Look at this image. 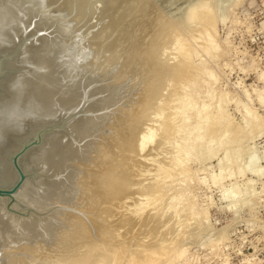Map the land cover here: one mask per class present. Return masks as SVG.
<instances>
[{"label":"bare ground","instance_id":"6f19581e","mask_svg":"<svg viewBox=\"0 0 264 264\" xmlns=\"http://www.w3.org/2000/svg\"><path fill=\"white\" fill-rule=\"evenodd\" d=\"M51 1L54 2L56 0H0V53L4 54V56H8L9 63L10 64L12 63L11 66H12V73H13L10 75V79L6 82V89L8 93H10L8 100L5 101L4 105L0 106V148L12 141V137H11L12 135L24 134L27 131L28 132L30 131L31 132L30 136L31 135L36 136L37 134H40V133L43 134V132L45 133L46 131L44 128L46 127L52 126L53 128V130L52 128L50 130L51 133L44 137L38 149L30 153L29 157L32 159L30 158L29 159L31 160L30 162L35 163L33 164L35 165L33 166L35 169L27 170V172L31 174L29 175L30 179L24 180V182L20 185L19 190L14 195V199H15L14 204L11 205V207L7 208L6 204L8 201L0 199V264H178V263L181 264L182 262L183 264H185L187 261L185 262L184 260V256H185L184 248L188 245L186 246L184 245L185 247L178 245V242L176 241L177 239L175 241L166 242V240H164L165 238L162 237L161 240L157 239L155 240V242L152 241L154 243L150 245H147V244L144 245L145 246L144 249H142L143 246L142 248H140L141 250L139 249V247H141L139 243L137 245V248L139 250H137V248H134L136 250L130 248L129 249L130 251L131 249L134 251L133 252L124 251L123 249L126 248V246H128V244L126 245L127 241H125L124 239L123 240L126 243L124 241L122 242L120 241V243L119 241H117V244H116V241L114 244H112L111 242L113 240H111V242H108L107 239L109 237L106 239L105 238L106 236H103V235L102 236L95 235L93 239H91L93 237L91 235L92 236L91 238L86 239L88 235L90 234V233L88 234V232L91 231V228L94 229V231L96 232V230L99 229L100 231L102 227L106 226L104 224L105 226L103 225L100 227V225L102 224L97 223L98 221L97 222L95 221L97 216L95 219H93L94 225L88 228V226L87 227L84 226V221H85V218H83L84 216L82 215L80 216L79 214H78L79 216L73 215L74 212L73 214H71L72 212L70 213L69 210L70 208H73L74 206L75 197L79 193L80 189H82L83 187L82 186L83 184H81L80 176L81 174L84 175L83 169L87 167L86 163H89V164L97 163L96 161L98 160L97 158L104 156L102 154H105V152L108 151L106 147L109 148L111 144L113 146V143H111L109 146L105 145L106 147L104 148L106 149V151L103 152V150L101 149L103 142L101 141L104 139V137L106 138L105 135L103 136L104 134L103 131L106 132V130L108 129V126L114 120L115 122L119 120V117H115V116H116L117 110L121 106L119 103H121L120 101L122 98H119V97L121 96L120 87L122 85L119 87V85L115 84L118 81L117 79H116L117 81L115 80V83L107 82L109 81V79H104V78L107 77V75H109V72L107 73L103 72L101 76H97L98 78H95V79H93V77H88V78L85 77V75L87 74L86 70L80 64L82 62L81 60L87 58V55L85 54L81 55L80 53H78L79 51L78 45H80L81 42L79 44L77 35H74L75 34V32L73 31L74 22L73 23L70 22L71 23L70 24L69 21H67V23H65L66 20L64 21L63 19H66V18H63L64 16L62 17V14H60L57 11H54V12L48 11V7L51 6L50 5ZM185 1L188 2V0H185ZM190 3L188 2L189 5L188 7H186L187 9H184L185 6L182 4L184 8L183 6L181 8H183L185 11H182L183 9L181 10L182 14H181V17H179L181 18V22L179 23L177 19V16L180 15L178 13L177 16L175 15L177 19V21L175 22H178L179 24H177V26L167 27L168 30H165L167 31L165 32L166 33L165 37L162 38L164 39L163 40L164 42L162 41L163 43H161L159 48L156 47L155 51L156 52L158 51L157 52L158 54L156 53L158 56L155 55L154 58L156 59L158 57L157 58L158 60L154 61L156 65L154 68V72H152L151 74L154 73L152 77L155 76L154 77V79L156 78L155 82L159 80L160 83L156 84V86L158 85L156 88L152 87L153 86L152 82L154 83V80H152L153 78H151L150 75H148L147 78L150 77L151 80L147 85H151L153 89H150V86L148 87V89L150 90L149 91L147 90L148 93L141 97L142 98L141 103H139L140 97L135 98L137 100L139 99L138 104H140L138 106V104L136 105V103H134V109L136 111L135 114L136 116L137 115L142 116L141 118H139L140 116L138 118L143 124L145 122H147L148 124L147 123L144 124L146 125L144 129H142L139 126V128H141L142 130H140L139 128H135V130L138 129L137 130L138 133H134L135 130L133 129L134 131L131 133L136 134V135L133 134L135 136V137L132 136L133 138L129 137L131 133L130 135L128 133H123V134L128 135L129 140L128 141L126 140L125 146L123 145L124 144L123 142L125 140L122 141L121 145L124 146L123 149H125L126 152L127 150L129 153L133 152V156H134V153L135 155H137V153H144L146 148L149 147V145H152L151 143L154 141L153 133L156 134V136L158 134V137H157L158 142L156 143H158V146H160V148L162 146L161 145L162 143H164L165 145L168 142H170L171 139L173 140L177 139L176 138L177 136H175L176 133L178 132L180 133V131L183 129L182 127L186 126V123H188L186 122V120L189 116L188 117L184 116V114L186 113V110L187 109L192 110L194 106L190 108L191 107L190 104L195 105L194 101H190L188 96L184 93V89L190 85H197L201 79L199 76L202 73H206L203 67H200V66L196 67L193 60L197 56L198 57L201 56V54H203V56L206 54H210L214 50V47L217 52V49L215 46L216 44L214 43L216 41L215 40V37H216L215 27L218 22V17L216 14V9L213 4L214 2H212V0H195V2L193 3V1L191 2L190 0ZM185 5H187V3ZM134 12L135 10L133 9V13ZM138 13H136V15ZM131 16H133V14ZM162 32H164V29L163 31H161V33ZM72 33L74 37L69 38V35H71ZM158 38L160 39V37ZM197 44H198L197 46L198 48L195 47V45ZM82 49H84V47ZM170 60L171 61L174 60V62L172 61L171 63L173 64L170 66H167L169 64L168 61ZM166 66L168 67V70H166L167 68H164ZM162 69L163 70L165 69V70L163 71ZM8 72H10V70H8ZM209 73H212V72H209ZM144 74L146 75V73ZM209 77L211 76L209 75ZM213 78L214 76H212V80L216 81ZM102 79L105 80L104 84H101ZM259 79L261 81H264V75L261 74ZM142 81H143L142 83H144V80ZM130 84L131 83H129V85ZM143 85L145 86V84ZM142 86L140 88H142ZM131 90L132 89H130V91ZM210 91L211 90H209V92ZM224 95L226 96V94ZM207 96H209V99H210L211 96L209 93ZM258 96H259V93L257 94L255 98H257ZM126 97L128 98V96ZM224 97L223 96L219 97L220 100L218 99L219 100L218 105L213 107L212 109L208 105H206L210 108V110L207 111V113L204 115L203 118H202L203 108L202 110L198 109L199 111H197L196 110L197 106L195 105L196 106V109H195L196 116L195 117H198V120L197 121L195 120L196 123H194L193 125L194 127H192V130L190 131V133L188 132L189 133L188 135H186L184 138L182 137L183 138L182 141L179 140L181 143H178L179 145L177 144L178 147H176L175 145L176 143L173 141L174 150H175L173 151L175 154L172 156L170 155L171 158L167 156L169 158L168 160L162 159L163 162H156V164L154 165L155 168L153 169L154 174L152 173L153 179L151 183L149 182V184L143 185L148 179L145 182L143 181V183H142V180L141 182L138 180H134L138 177L141 178L142 175L145 176L144 173H146V172L141 173V171L138 172L139 170L137 171V169L136 171L139 174L137 172H133L132 169L127 171L130 174L131 172H133L131 176L129 173L121 175L120 172H119L120 175L115 174V176H113L112 173L117 172L116 170L113 171L114 169L113 170L111 169L114 167V165L111 168H109L108 171H105L106 173L102 171L104 168L100 169L101 171L97 169L101 174L103 172L102 176L106 180L105 179L104 180L102 179V180L107 181L106 184L103 183L104 184L103 194L99 186L102 197L104 198L105 195H108V197L110 196L116 199V204L114 207L115 209L113 208L111 209L110 207L109 208L111 209L110 211L112 213L113 211L114 213L119 211L120 214L118 213L119 216L117 219L118 220L121 219L120 222L122 221L123 223L125 221H133L134 219H139V218L141 220V216L144 212L146 213L148 211L152 212L154 209L158 210L157 206L159 205L162 208H164V202L166 201V198H167V197L164 198L165 192L163 194V190L165 189L166 180L170 178L175 179L176 178L175 175L181 176V175H185L189 173L188 168L186 166L184 167V165L186 164L187 161L195 158L199 153L200 155L202 154L201 150L204 147L205 139L215 140L216 136L214 135L215 134L217 135L218 133H222L221 137H223V139L219 145L220 148L222 149L223 147L226 146V144L228 145L227 142L229 141L228 139L231 135L236 134L237 136H240L243 133V128L239 127L238 124L236 125L233 124L234 122L232 123V120L228 118L229 116H227V113L225 115V110L222 108L223 104L225 103V100L222 99ZM214 98H215V95H214ZM133 99L134 98H132V100ZM258 100L261 105L264 104V97L260 96ZM128 104H130V102ZM131 104L132 105L130 106L128 105L127 108L131 106L133 107V103ZM178 107H180V109H177ZM208 107H205V108H208ZM205 108H204V112L207 110V109L205 110ZM247 108L245 109V114H243L244 115L243 120L246 121L245 124L248 125V122L246 119L250 111H248ZM176 109L177 111L180 110L179 112L181 114V116H179L180 119L178 121H175L177 117L176 118L174 117L176 115L174 112L176 111ZM126 111L125 113H127ZM133 112L131 111V113ZM250 113L252 114V112ZM135 114L133 113V115ZM178 115L179 114H177L176 116ZM124 117L126 118V116ZM252 117H255V116H252ZM131 118H133V116ZM201 118L203 122L201 121V124H200L199 119ZM190 119H193V118L190 117ZM248 119L250 118L248 117ZM122 120H124L123 117H122ZM248 121L252 122L253 120H248ZM256 121L258 122L259 118ZM252 123L254 124L255 121ZM252 123H250V126ZM254 125L256 126V128L259 127L261 129L260 127L262 126L261 123L259 124L260 126L256 123ZM128 126L130 127V125ZM154 126H155V129H154ZM255 126L253 127L255 128ZM156 127L158 130V133L153 132L154 130H156ZM188 128H190V126ZM119 131H117V133L120 137L123 134L121 133L120 135ZM183 131L185 132V129ZM179 133L177 135L183 134V133H180V134ZM174 136H175V139H174ZM122 138H120V140H122ZM107 139L108 138H106V140ZM106 142L107 144L110 143L109 139ZM115 142L117 145L119 144V142L118 143L117 141ZM109 150L113 152L111 149ZM165 150H166V147H165ZM206 150L208 152V155L211 154L210 152L211 149L208 148ZM237 152H238V148L236 149V153L234 154V156L232 155L231 157L232 158L230 161L231 163L235 161ZM116 154L118 153L116 152ZM131 155L128 156L130 159L132 158ZM34 157L36 159L33 160ZM134 157L136 158V156ZM135 158H132V159L135 160ZM200 158H199V161H200ZM106 159H104L105 161L103 160L102 161L109 164V161ZM130 159H129V162H130ZM143 159L144 161L146 160L145 163H148V162L150 163L151 161H156L158 157L156 159L154 158L153 159L143 158ZM99 160L101 161V158ZM254 162H255V157L252 158L251 156L248 161V164L246 165H251ZM105 164L103 165L105 166V170H107ZM88 166H91V165H88ZM97 167L99 168V165ZM118 167L121 168L122 164L118 165ZM247 167H251V166H247ZM92 168L93 167H91V169ZM116 169L118 170L117 167ZM249 169L247 168V170ZM88 170L89 172H91L90 168ZM95 170L96 169H94V171L92 170V172L95 173ZM256 170L255 172H253V170L250 171L252 172L251 174L254 175L256 173L255 175L257 176V173L259 170L257 171ZM142 171H148V170L144 169ZM243 172L244 171H242L241 173ZM148 173H151V172H147L146 178H148L149 176ZM85 174H87V172H85ZM90 174L93 175L92 173ZM90 174L88 176L90 177L89 179L91 178L95 179L96 177L99 179V177H101L100 175L99 177L97 175L94 178V177H91ZM133 175H134L133 177L134 179L132 178ZM229 175L230 174H228L227 176ZM241 175H244V173ZM5 178H8V174H6ZM214 178L212 179L215 182H216V179L219 180L218 177L215 179ZM228 178H230V176ZM186 179H187V176L184 180ZM87 180L88 178L86 177L85 182L82 181V183L84 182L85 187L89 186L86 183ZM92 180H89L88 182H91ZM102 180L100 179V181ZM95 181L96 180H94L93 182ZM96 183H98V180ZM181 183H184V182H181ZM85 187L83 189H85L86 191ZM97 188L96 189L92 188L93 190L91 189L88 192L89 195L91 194L89 197L95 196V195L92 196V193L94 191V194H95V190L96 192H98ZM100 191L98 193H100ZM85 194L86 193H84V195ZM101 194H97L100 196L98 198L96 195L95 198L96 199L98 198L100 199V201H102L101 200L102 198H100ZM135 194H136V198L138 195V199L136 198L134 199ZM230 194L231 193L223 195L224 199L222 198V201L223 200L228 201L229 199V201L231 200V202H233L232 204L236 203L234 198L237 195V193H234L233 196H231ZM105 198H107V196ZM163 198L165 200H163ZM144 199H145V202H144ZM181 199H183L182 194L171 197L172 201H176L175 203H177V207H178V201H180ZM93 200L95 199H91V202L95 203ZM91 202L90 204H92ZM161 203L163 205H161ZM86 204H83V205H86ZM171 204L173 205V203H170V202L167 203L168 205L167 207L169 208ZM227 204H229V202ZM53 205H61L63 206V209L57 208L58 206L52 207ZM191 205L192 204L187 205V206L185 205L184 207L180 209L182 214L184 213L183 215H185V213L189 214L191 210ZM82 206L80 208H82ZM149 206L150 208H148ZM76 207L78 206L76 205ZM83 207L85 208V206ZM177 207H175V205L173 207L172 206L170 207L171 214L172 212L173 214H176V215L177 213H179L180 210L179 211L176 210ZM179 207H180V203H179ZM91 208L93 209V205ZM91 208H88L89 210H85V211L86 212L89 211L90 213H92L93 210ZM79 211L81 210L79 209ZM170 211H168L169 216H170ZM173 214L171 216H173ZM200 214H199V217L203 213L201 215ZM157 215L159 214L156 213L155 216ZM85 216L87 217L86 214ZM89 216L91 220V217L93 216V214L92 216L89 214ZM153 217L154 216L151 217V220ZM69 219H70V222H69ZM145 219L142 222L138 220L139 221L138 223H141V225L145 221L147 223L148 218L146 220ZM197 219L199 220V218ZM198 220L195 219L194 221H198ZM201 220L199 221L201 222ZM91 222L90 224H92ZM70 223H77V225H74V226L75 227L78 226L80 229L78 230L75 227L72 229L71 227L72 224L70 225ZM127 224L128 223L126 222V225ZM133 225L129 227L130 230L127 232V235L130 234L129 236L131 237L134 236L132 234L133 233L132 230L134 228ZM166 225L168 226V224ZM86 228L88 231L86 230ZM147 228H148V225L145 229ZM73 231L74 232L76 231L75 236L83 235L82 237L84 238L86 237V238L82 241H78L76 240L77 237L75 238L74 236L75 239L71 240L72 238L69 236L71 233H73ZM222 231L220 234L221 236H222ZM77 233L78 234L80 233V235H77ZM142 234L144 233H140L139 235L142 236ZM98 235H100V233ZM220 235L218 234L219 236L218 238H220ZM146 236H142L140 239V242L143 241L144 238H146ZM218 238H216V240ZM220 239H223V238H220ZM220 239H218L219 241L215 240V242H217V244L218 242H222L220 241ZM179 240L180 239L178 238V241ZM71 241L73 242V245L74 243L78 244V248L75 245L76 249L74 252L72 251L76 255L73 254L74 256H71L68 258L66 257L67 259L64 260L62 257L64 256L65 253H68L66 252L68 250L66 245H68V243H70ZM183 241L185 242L186 240H183ZM213 242L214 240L212 241L211 244H213ZM83 243L84 244L88 243V245L85 246L86 244L83 245ZM122 243H125V244H122ZM205 245L206 243H204V246ZM207 245H206V248L207 247L211 248L213 246L212 245L211 247H209ZM73 248L71 247V249ZM14 250H16L15 253H14ZM82 250L85 252L82 253ZM215 250H218V248H216ZM220 250L223 251L222 249ZM45 251L54 252L55 254L54 253L53 254L57 255L58 257H56V259H50L51 256L53 258L55 256L53 255L50 256V254L46 253ZM214 253L216 254V252ZM19 254H21V256ZM194 259L192 257V261ZM193 262H195V260Z\"/></svg>","mask_w":264,"mask_h":264},{"label":"rangeland","instance_id":"374dc122","mask_svg":"<svg viewBox=\"0 0 264 264\" xmlns=\"http://www.w3.org/2000/svg\"><path fill=\"white\" fill-rule=\"evenodd\" d=\"M192 1L193 3L195 2V0H191V2ZM188 2L190 3V0H188ZM188 2H186L185 0H110V1L109 0H56L54 2L51 1L50 3L51 6L48 7V11L50 12L57 11L60 14H62V17L64 16L63 18H66V19H63L61 17L64 21L66 20L65 23H67V21H69V23L74 22L73 23V26H74L73 31L75 32L74 35H77L79 44L81 42V44L78 45L79 46L78 53H80L81 55L82 54L87 55V58L83 60L80 59L82 61L80 65L86 70V73H87L86 74L87 76L85 75V77L87 78L93 77V79H95V78H98L97 76H101L103 72H106V73L109 72V75H107V77H105L104 79H109V81L107 82H110V83H115V80L117 79L118 81L116 80L117 82L115 84L119 85V87L122 85L120 87L122 97L121 96L119 97V98H122L120 101L121 103H119L121 106L117 110L116 116H115V117H119V120L115 122V120L113 119L114 121L108 126V129L106 130V132L103 131L104 132L103 136L105 135L106 138L109 139L110 143L107 144L106 141H108V139L106 140L105 137L101 141L104 143V144L102 143V148H101L103 152L106 151L104 147L109 146L111 143H113V146L111 144L109 148L106 147L108 150L106 152L108 153L105 152L106 155L102 154L104 156L100 157L101 161L99 160L100 158H97L98 159L96 160L97 163H93V164L86 163L87 167L83 169L84 175L81 174L80 176L81 184H83L82 185L83 187L82 189H80L79 193L75 197L73 208H70L69 211L70 213L72 212L71 214H73L74 212L73 215L79 214L80 216L81 215L84 216L83 217L85 218L84 226L86 227L88 226V228L94 225L93 219H95L96 216L97 218L95 219V221L96 222L98 221L97 223L102 224L100 225V227L103 226L104 224L107 226L108 224L107 227L104 225L105 227H102L103 229L101 228L100 231L98 229L96 230V232L94 231V229L91 228V231L88 232V234L89 233L90 234L88 235L87 238L85 237L86 239H89L92 236L93 237L91 239H93L95 235L96 236L103 235V236H106L105 237L106 239L109 237L107 239L108 242H111V240H113L111 242L112 244H114L115 241L117 244V241H119L120 243V241L122 242L125 240L127 241V243L125 241L124 242L126 243V245L128 244V246H126V248L123 247L124 251L133 252L134 250H136L134 248H137V245L139 243L141 246L139 247V249L142 248V246H143L142 249H144L145 248L144 245L146 244L150 245L154 243L155 240L157 239L161 240V238L163 237L165 238L164 240H166V242L175 241L177 239L176 241L178 242V245H181V246L188 245L189 246V247L184 246L185 247L184 248L185 249L184 260L185 262L187 261L185 264H222V263L224 264H264V175H263L264 174V171H263L264 170V128H263L264 127V120H263L264 119V104L261 105L258 100L260 96L264 97V81H261L259 79L261 74L264 75V0H233V1L232 0H212V2H214L213 4L216 9V14L218 17V22L215 27V30H216L215 40L216 41L214 40L215 41L214 44H216L215 46H216L217 52L214 47L215 52L213 50L210 54H206L204 56L203 54H201V56L199 57L197 56L193 60L195 66L203 67L206 73H202L199 76L201 79L197 85H190L186 87L187 89L186 88L184 89V93L188 96L190 101H194L195 105L197 106V109H196V106L192 102L193 105L190 104L191 107L190 106L189 107L190 108H192L193 106L194 107L192 108V110L187 109L185 113L186 115L184 114L185 117L189 116L186 120V122L188 123H186V126L182 127L183 128L181 130L182 132L180 131V133H183L185 135L180 134L179 132L178 133L180 135H177L178 133H176L175 136H177L176 138L178 140L175 139V136H174L175 140L171 139L170 142H168L165 145L164 143H162L161 145L163 147L161 146L160 148V146H158V143H156L158 142L157 141L158 134L156 136V134L153 133V137H154L153 142L155 143L152 142L151 143L152 145H149V147H147L148 149L146 148L144 153H137V155L140 154L138 155V157L134 153V156H136V158L133 156V152L129 153L127 150L128 152L127 153L125 149H123L125 146L126 140L128 141L129 137L131 138L132 136L136 135L134 133H138L137 131L138 129L135 130V128H139L140 126L142 129H144V127L146 126L144 124H146L147 122L143 124L139 120V118H141L142 116L140 115H139L140 117L138 115L136 116L135 114L136 111L134 109V103H136L137 105L139 102L138 101L139 99H140L139 103H141V100H142L141 97L147 94L150 89H153L152 87L156 88L158 86V85L156 86V84L160 83L159 80L155 82L156 80V78L154 79L155 76L152 77L154 73L151 74L152 72H154V68L156 65L154 61L158 60L157 59L158 57L156 59L154 58L155 55L158 56L157 55L158 51L157 52L155 51L156 47L159 48L161 43L164 42L163 41L164 39L162 38L165 37V34H166L165 32H167L165 30H168L167 27L177 26V24L181 22V18L179 17H181L182 11H185L184 9H187L186 7H188L189 5ZM186 3L187 5H185ZM182 4L185 6V8ZM182 6L184 9L181 8ZM133 9L135 10L134 13H133ZM136 13L138 14L136 15ZM178 13L180 14L179 16H177ZM132 14L133 16H131ZM65 15H67L68 17ZM175 15L177 16L179 23L175 22L177 21ZM163 29H164V32L161 33ZM72 35L73 33L69 35V38L74 37V35L73 36ZM158 37H160V39ZM197 46L198 44L195 45L196 48H198ZM83 47L85 50L82 49ZM172 61L174 62V60ZM172 61L171 60L168 61L169 64L167 66L172 65L173 64L171 63ZM167 66L164 67V68H167L166 70H168ZM209 72H212L213 74ZM144 73H146V75ZM148 75H150V77L153 78L152 80H154V83L152 82V85H153L152 87L151 85H147L151 80L150 77L147 78ZM209 75L211 77H209ZM212 76H214L213 79L216 81L212 80ZM104 79H102V82L100 81L101 84L105 83ZM142 80H144V83H142L143 82ZM129 83L131 84L129 85ZM143 84H145V86ZM141 86L142 88H140ZM149 86H150V89H148ZM130 89L132 90L130 91ZM209 90L211 91L209 92ZM208 93L211 96L210 99H209V96H207ZM258 93H259V96L255 98ZM213 94L215 95V98ZM224 94H226V96ZM126 96H128V98ZM221 96L223 97L225 96L224 98H222L223 100H225V103L222 106V108L225 110V115L227 113V116H229L228 118L232 120V123L234 122L233 124L235 125L238 124L239 127H242L243 133L240 136H237L236 134L231 135L228 139L229 141L227 142L228 145L226 144V146L223 147L222 149L219 146L223 139V137H221L222 133H218L217 134L218 136L215 134L214 136L217 137V138L215 137V140H207V139H205L206 141L204 140V143L206 145L204 144V147H203L204 151L203 149L201 150L202 154L200 155L199 153L195 158L187 161L186 164L184 165V167L186 166L188 168L189 173L185 175H181V176L175 175L176 177V178L174 177L175 179L170 178L171 180L170 179L166 180L165 189L163 190V194L165 192L164 198L167 197L165 201L166 203L164 202V208L167 210H165L159 205L157 206L158 210L154 209L152 212H149V211L147 213L144 212L141 216V220L139 218V219H134L133 221H125L123 223L122 221L120 222L121 219L120 220L117 219L120 214L119 211L115 213L114 211L113 213L110 211L112 208L115 209L114 207L116 204V199L114 197L113 198L110 196L108 197V195H105V197L107 196L108 199L105 197L104 198L102 197L103 190H104L103 185L106 184L107 181H103L105 178L102 176L103 172L102 174L99 172L101 171L100 169L104 168L102 171L106 173L105 171H108L109 168H111L114 165V167L111 169L112 170L114 169L113 171L116 170L117 172H113L114 173V174L112 173L113 176H115V174L120 175V173L121 175L128 174L129 172L127 171H129L130 169H132L133 172H137L139 170L138 172L141 171V173L146 172L144 173L145 176L142 175L141 178L138 177L134 179L133 177L135 174L138 173L137 172L132 176V178L140 182L142 180V183L143 181L145 182L148 179L143 185H147L149 184V182L151 183L153 179V174H154L153 169L155 168L154 165L156 164V162H163L162 159L168 160L169 158H171L170 155L172 156L175 154L173 141L176 143L175 144L176 147H178L179 145L178 143H181L180 141H182V139L190 133V131L192 130V127H194L193 126L194 123H196V121L198 120V117H195L196 116L195 111L202 110L203 108V112H202V118H203L204 115L207 113V111L210 110V108L212 109L213 107L218 105V102L220 100L219 97ZM131 97L134 99L132 100ZM136 97L138 98L140 97V98L137 100L135 99ZM129 102L130 104H128ZM131 103H133V107L131 106L127 108L128 105L129 106L132 105ZM139 105L140 104H138V106ZM206 105H208L210 108ZM205 107H208V108H205ZM204 108L205 110L207 109L205 112H204ZM246 108L248 109V111L252 112V114L249 112L247 119H246L248 122V125L245 124L246 121L243 120V116H244L243 114H245ZM177 109H180V107H178ZM124 110L125 111L128 110L126 111L127 113L129 111L130 112L127 114L125 113ZM131 111L132 112L135 111L133 112L135 115H133ZM176 111H174L175 114L176 115L179 114V115L178 116L175 115L174 117L175 118L177 117L175 121H178L180 119L179 116H181V114L179 112L180 110L177 112ZM124 116H126L127 120ZM132 116L133 118H131ZM252 116H255L256 118ZM122 117L124 120H122ZM190 117L193 119H190ZM248 117L250 119H248ZM202 118L199 119L200 124H201V121L203 122ZM258 118H259V121L257 122L256 120H258ZM248 120H253L252 122L255 121V123L258 125L261 123L262 126L259 125L261 129L259 127H257L258 128L257 129L256 126L254 125L255 123L253 124L251 121L249 122ZM122 123L126 126H124ZM250 123H252L253 126H255L257 130L252 126V124L250 126ZM141 124L144 126H142ZM128 125H130V127ZM188 125L190 126V128H188L189 127ZM141 128L139 129L142 130ZM154 129H155V126H154ZM184 129H185V132L183 131ZM114 130L116 131V133ZM156 130H157V127H156ZM156 130H154L153 132L158 133V130L157 132ZM259 130L262 132H260ZM117 131L120 132V135L121 133L122 134L128 133L130 135V133L133 131L134 133H131L129 137L127 134H123L122 136L119 137ZM120 138H122V140H120ZM104 141L106 142V144ZM115 141H117V143L119 142L118 144L119 146L116 144ZM122 141H124L123 142L124 146L121 145ZM165 147H166V150L168 149L167 150L168 152L165 150ZM208 148L211 149L210 150L211 154L209 155L206 150ZM237 148H238V152L236 154L237 156H236L235 161L232 162L233 163L232 164L230 162L232 159L231 157L232 155L234 156ZM109 149H111L113 152H111ZM115 151L118 154H116ZM130 155L132 158H135V160H133L132 158L130 159L128 157ZM147 156L150 159H153V158L156 159L157 157L158 159H156V161H151L152 163L155 162L154 164H152L151 162L145 163L146 160L144 161L143 158L149 159ZM251 156L252 158L255 157V162L252 163L251 165H246L248 164V161ZM199 158H200V161H199ZM34 159L36 158L34 157L33 160ZM104 159L108 160L110 165L106 162H103L105 161ZM129 159H130V162H129ZM103 164L106 165L107 170H105V166ZM120 164H122L121 168L118 167V165ZM88 165H91V166H88ZM98 165H99V168L97 167ZM247 166H251V167H247ZM91 167L93 168L91 169ZM116 167L118 168V170L116 169ZM86 168L88 169L90 168L91 172H89V170ZM140 168L142 170L145 169L148 171H142ZM247 168L248 169L250 168L251 170L250 169L247 170ZM94 169H96L95 170L96 175L95 173L92 172V170L94 171ZM256 169L259 170L257 173V176L255 175L256 173L253 175L251 174L252 172H250L252 170L253 172H255ZM96 171H98L99 173ZM242 171H244L243 172L244 175H241L243 174L241 173ZM85 172H87L88 175L85 174ZM133 172H131V174L129 173L130 176L132 175ZM147 172H151V173H148V175L150 176V177L148 176V178H146ZM90 173H92L93 175H91ZM89 174L91 177H94V178L97 175L98 177L100 175L103 178L99 177L98 179L96 177L95 179L93 178L89 179L90 178L88 177ZM228 174H230L229 175L230 178H228L229 177L227 176ZM186 176H187V179H186L187 181L184 180ZM86 177L88 178L86 183L89 186L85 187L84 182L86 180ZM214 177L215 178L218 177L219 180L216 179V182L213 181L212 178ZM100 179L101 180L103 179V180L100 181ZM89 180H92L91 181L92 183L88 182ZM94 180L96 181L93 182ZM97 180H98V183H96ZM82 181L84 182L82 183ZM181 182H184V183H181ZM99 186L101 188L102 194H101ZM84 187L86 188V191L85 189H83ZM89 187L90 188L92 187L95 189L97 188L98 192L100 191V193L96 192L95 190V194H94V191L92 193V196L93 195L95 196L89 197L91 194L89 195L88 192L92 189V188L90 189ZM84 193H86L87 195L86 194L84 195ZM229 193H231L230 194L231 196H233L234 193H237V195L234 198L236 203L232 204L233 202H231V200L229 201V199L228 201H225V200L222 201L223 195L229 194ZM97 194H101L100 198H102L101 200L103 202L100 201V199H98L100 195H97ZM180 194L183 195V199L180 200L182 202L178 201V207H177V203H175L176 201H172L171 197L180 195ZM96 195L98 197L97 199L95 198ZM135 198H136V194L134 196V199ZM164 198L163 200H165ZM91 199H95L96 201L93 200L95 203H92ZM136 199H138V195ZM90 202L92 204H90ZM144 202H145V199H144ZM169 202L173 203V205L171 204V206L173 207L175 205V207H177L176 210L178 211L185 205L187 206V205L192 204L191 210L189 214L185 213V215H183L184 213L182 214L180 210L179 213H177L178 216L176 214H173L172 212L173 216H171L172 215L170 211L171 206H169V208L167 207L169 205V204L167 205V203ZM228 202L229 204H227ZM162 203L161 205H163ZM179 203H180V207H179ZM13 204L14 202H9L6 205L9 208ZM83 204H86V205H83ZM76 205L79 208L76 207ZM82 205L85 206V208ZM92 205H93V209L91 208ZM81 206L82 208H80ZM52 207L63 209V206L61 205H53ZM88 208H91L93 210L92 213H90L89 211H88L89 213L85 211V210H89ZM148 208H150V206ZM79 209L81 211H79ZM168 211H170L171 217L169 216ZM156 213L159 214L157 215L158 217L155 216ZM200 213L201 214L203 213V214L201 215ZM85 214L87 215V217L85 216ZM89 214L91 216L93 214V216L91 217V220L89 218L90 217ZM199 214L201 215L200 217H199ZM146 216L148 219L146 218ZM152 216L154 217L151 220ZM145 218L147 219V223L146 221L142 223V225L141 223H138L139 222L138 220L142 222ZM197 218H199V220L202 219L201 222ZM195 219L198 221H194ZM89 221L90 222L92 221L91 222L92 224H90ZM69 222H70V219H69ZM126 222L128 223L127 225H126ZM71 224H72L71 226L72 229L75 227L74 225H77V223H70V225ZM166 224H168V226ZM132 225L135 228V229L133 228L132 230L133 232L132 234L134 235L133 237L129 236L130 234L127 235V232L130 230L129 227ZM147 225H148V228L150 227L149 229L148 228L145 229ZM75 228H77L78 230L80 229L78 226ZM221 231H222V236L220 235ZM137 232L139 234L144 233L142 234V236L147 235L146 238H144V240L140 242V239L142 236L139 235ZM99 233L100 235H98ZM71 234L69 236L72 238V239L70 238L71 240L75 239L76 237H77L76 240L78 241H82L85 239L84 237H82L83 235H80V233L79 234L77 233V235H80V236H75L76 231L75 232L73 231V233ZM218 234L220 235V238L224 239V241L223 239L218 238L219 237ZM177 237L180 239L179 241L181 242L178 241ZM215 237L220 239V241L222 242H218L217 244V242H215L216 240ZM125 238L128 240H126ZM183 240H186V241L184 242ZM213 240L214 242L213 244H211ZM71 242L68 243V245H66L68 249L66 252L68 253H65L64 256L62 257L64 260H66L68 257L76 255L73 252L76 249L75 245L78 248V244L74 243L73 245V242L72 243ZM125 243H122V244H125ZM204 243H206V245L208 244L207 246L209 247H211L212 245L213 246L215 245L216 247L212 246L211 248H208V247L206 248V245L204 246ZM85 244L83 243V245ZM87 245L88 243L85 246ZM71 247L73 249H71ZM130 248L134 250L131 249L130 251L129 250ZM216 248H218V250H215ZM139 249L137 248V250ZM220 249H222L223 251H221ZM213 251L216 252V254ZM15 252L16 250H14V253ZM45 252L49 253L50 256L51 255L55 256L54 258L51 256L50 259H56V257H58L57 255H54L55 254L54 252H49V251H45ZM83 252L85 251L82 250V253ZM19 255L21 256V254ZM191 256L193 257V259L195 258L194 259L195 262H193L194 260L192 261ZM181 264H183V262Z\"/></svg>","mask_w":264,"mask_h":264},{"label":"water","instance_id":"95a60500","mask_svg":"<svg viewBox=\"0 0 264 264\" xmlns=\"http://www.w3.org/2000/svg\"><path fill=\"white\" fill-rule=\"evenodd\" d=\"M8 59V56L0 53V106L5 104L10 94L6 89V82L13 73L12 63ZM51 128L52 126L44 128L46 132L37 134L38 136H30V131L12 135V141L0 148V199L7 200V203L14 202V195L20 185L24 180L30 179L31 174L27 170L35 169V163L30 162L29 155L38 149L44 137L51 133ZM6 174L8 178H5ZM6 207L8 208L7 205Z\"/></svg>","mask_w":264,"mask_h":264}]
</instances>
